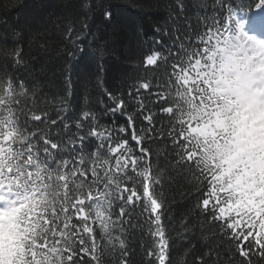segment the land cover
<instances>
[{"label":"snow or ice","instance_id":"1","mask_svg":"<svg viewBox=\"0 0 264 264\" xmlns=\"http://www.w3.org/2000/svg\"><path fill=\"white\" fill-rule=\"evenodd\" d=\"M114 8L65 0L60 23L73 47L63 94L51 97L20 75L31 70L27 34L0 17V264H103L106 254L131 264L137 229L150 240L147 264H172L160 197L172 174L195 194L205 243L194 264H264V0H172L168 29L151 26L169 40L154 41L126 92L109 89L93 43ZM85 46L97 52L87 79L106 97L111 127L91 110L68 115ZM192 227L181 219L189 247Z\"/></svg>","mask_w":264,"mask_h":264},{"label":"trees","instance_id":"2","mask_svg":"<svg viewBox=\"0 0 264 264\" xmlns=\"http://www.w3.org/2000/svg\"><path fill=\"white\" fill-rule=\"evenodd\" d=\"M115 5L116 21L111 27L100 28L93 41L104 49V59L108 72L105 76L107 86L113 92H126L129 86L143 78L147 71L142 64L143 57L156 47L154 41L163 37V33L153 34L151 26L158 25L167 30L171 25L172 0H102ZM210 4L211 0H205ZM196 3V0H189ZM196 16L201 15L198 9H192ZM207 11V9H206ZM136 13V14H134ZM65 14V0H0V17L10 25L23 28L27 34L24 44L30 58V71L20 75L39 79L47 84L45 91L49 97L53 94H63V72L68 53L72 45L63 35L61 20ZM95 30V29H94ZM146 34V35H145ZM44 47L41 48L40 45ZM97 52L85 46L83 52H76L73 64L72 91L70 111L68 115L78 118L83 110L96 113L101 122L111 127L108 116L104 115L106 97L99 88L93 86L87 76L94 70ZM157 77L159 74H156ZM128 100V97H124ZM129 111L135 107V102H129ZM55 108V103L52 104ZM135 115V114H134ZM124 124L121 117L118 121ZM137 119V125H141ZM155 149V145H151ZM163 164V159H161ZM155 167V166H154ZM187 182L180 176L172 174L163 185L161 199L167 202L168 217L171 223L173 239L176 241L171 249L172 264H194V258L204 247L202 230L199 227L197 213L194 208V193L189 192ZM182 218L190 219L193 227L188 234L189 240L195 247H189L188 241L178 238V230ZM169 221H166L168 223ZM131 244V264H147L145 247L150 243L149 237L141 235L139 229L128 238ZM103 264H115L111 254L103 257Z\"/></svg>","mask_w":264,"mask_h":264}]
</instances>
